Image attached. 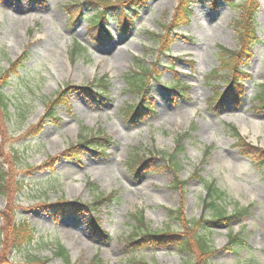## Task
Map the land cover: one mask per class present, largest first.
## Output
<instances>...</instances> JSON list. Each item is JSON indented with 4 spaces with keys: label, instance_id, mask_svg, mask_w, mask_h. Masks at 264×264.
<instances>
[{
    "label": "rangeland",
    "instance_id": "1",
    "mask_svg": "<svg viewBox=\"0 0 264 264\" xmlns=\"http://www.w3.org/2000/svg\"><path fill=\"white\" fill-rule=\"evenodd\" d=\"M179 1L148 0L122 34L123 6L107 17L110 37L97 40L85 0H0V102L7 103L0 105V264H264V109L256 99L264 90V0H255L257 42L246 64L239 61L237 98L220 63V49L239 50L237 8L192 0L189 22L174 25ZM71 3L76 8L66 9ZM20 57L16 74L4 75ZM142 65L160 76L158 83L147 76L140 95L129 78ZM102 78L105 99L83 93ZM224 90L222 103L208 107ZM140 100L152 114L130 122L125 107ZM93 135L104 144L77 145ZM169 155L176 166L167 167ZM140 160L149 162L135 173ZM208 183L223 198L203 211ZM59 202L67 211L56 209ZM245 208L227 225L211 212ZM17 223L33 232L29 245L15 242ZM146 230L185 239L203 233L210 253L148 243L137 235ZM231 234L244 245L227 246ZM58 246L66 257L55 256Z\"/></svg>",
    "mask_w": 264,
    "mask_h": 264
},
{
    "label": "trees",
    "instance_id": "2",
    "mask_svg": "<svg viewBox=\"0 0 264 264\" xmlns=\"http://www.w3.org/2000/svg\"><path fill=\"white\" fill-rule=\"evenodd\" d=\"M86 3L88 5H90L94 10V15L88 17L89 21H90V25H89V30H92L93 28L97 27L98 31L95 32V34H90L97 40H100V38L103 37H110V33L108 32V30L105 28V23H107L108 19L107 17L114 13L115 11H117L119 9V11H122L121 7H127V11H125V13H123V16L118 17V28L119 31L123 34L126 33L130 30V28L132 27V16L133 14H138L139 10H141L142 8H144L147 5L148 0H85ZM230 3V6L237 8L239 16L237 17L236 20H233L232 22V26L233 29L236 32V36L238 38V43H239V50L238 51H230V50H224V49H220V63H221V67L223 68V70L227 71L228 73L225 74V86H226V90L227 88H231V90H229V95L232 98H237V93L235 92V88L239 89L241 88V85L239 83V76L242 75V73L240 72V69L238 70V65H239V61H242V63L247 62V59L250 58V47L252 44H254L255 42H257L256 36H255V29H254V17L257 11V2H255V0H249L247 3L244 4H235L233 3V1L228 0ZM191 2L192 0H180L179 4L175 10V14L172 17V21L174 23V25L177 24H187L189 22V17L191 14ZM123 3V5H121ZM75 3H71L69 6H67L66 9H74L76 8ZM78 10H76L75 12L71 13V16L74 18L75 16H73V14H77L76 17L78 18V16L80 15L79 12H77ZM129 15H132L131 17H129ZM150 34V38L151 39H155L156 42L158 43L160 40L161 36H158L156 34ZM78 50L76 47L73 48L72 54H76ZM164 52V50H163ZM164 54V53H163ZM21 61L22 58H17L15 61H13L12 63L9 64L10 69L6 71V73H4V75H9L10 73H12L13 75L16 74V70L21 66ZM139 71L133 72V74L131 75V77L129 78V82H131V87L130 90L143 94L144 90L146 88L147 82V76H150L149 80L151 79V81H154L156 83H158V79L159 76L155 75L151 69H149L146 66H140ZM105 80L102 78L101 80H96L93 83H91V85H89V89L93 90V91H83L84 94H88L90 95L92 98L94 99H105L104 97V88H105ZM140 82V86H136V88H133L134 84H137ZM143 85V86H142ZM93 88V89H92ZM172 91H177L178 93L180 92V90H184V87L181 85H175L172 86L170 88ZM224 90L223 92L220 91H214L215 97L214 99H210L207 103L208 107H215L217 104H221L224 97L226 96V93ZM92 92V93H91ZM62 96V95H61ZM58 97H60V95H58ZM63 97V96H62ZM141 98V96H140ZM59 99V98H58ZM256 99L260 102V108L264 109V90H261L260 92L257 93ZM0 105L2 106V108L4 110H6L7 107V103H5L4 101L0 102ZM52 103H50L46 108L44 107V111L46 113H48V116L52 113ZM126 108V114H129V121L130 122H134V121H139L143 118H147L152 114V110L150 108H147L143 101L139 102V104H134L133 106H128L125 107ZM233 135L235 138H237L238 143H240L241 145H246L244 142L241 141V139H239L238 134L235 131H232ZM181 138V136H179V139ZM104 140L105 138L100 135H93L90 137H86L84 138V136L82 138H80L79 142L77 143V145H82V146H88L90 144L96 143L98 145L99 142H102V144H104ZM89 147V146H88ZM178 149H180V145L178 144L177 146ZM247 148V147H246ZM95 151V150H94ZM165 163L168 166L172 165L173 167L176 166L174 165V157L172 155L168 156V159H165ZM144 161V160H143ZM149 162L148 161H144L142 162V160L139 161L138 167L139 169H137V171L135 173H140V170L143 169L144 165H147ZM133 163H135V160H133ZM194 178H197L196 173H194L193 175ZM5 177L3 176V174H0V189H2V184L4 182ZM199 180V177L197 178ZM184 182H179V184H181V186L183 185ZM23 186L19 187L18 190L22 189ZM2 194V193H1ZM112 198L111 196L108 197ZM223 198V193L219 192L217 190V188L211 184L208 183L205 186V197L204 200L202 202V208L203 211L208 210L210 208L213 209L216 208V201H220ZM61 204H65L63 202H59L57 204V210H61V211H67V207H58ZM72 205H76V207L81 206V205H77V204H72ZM218 208V207H217ZM248 208L245 209H238L235 210L234 212H232L229 215H223L221 212H218L217 210H213L211 211L214 214L213 220H215V222H222L225 221V224H229L231 221L234 220H239L241 217L246 216L248 214ZM170 213H174V211H170ZM137 223L142 224V218L140 217V219H138ZM95 224H97L96 221H94ZM17 226H14L15 228L13 229V234H14V239L16 240L15 242L18 245H29L30 243L33 242V237L31 235V233L33 234V232L30 230V228H26L24 229V225H19L18 223L16 224ZM144 226V225H143ZM19 228V229H18ZM138 229H135V232L138 233L137 231ZM162 233V234H161ZM24 234V235H23ZM201 233H197L194 236H191L190 239H185L184 237L180 236L179 234H174L172 232L169 231H165L163 232H150V231H145V233L143 234H137L140 235V237L142 239H147L148 243H153V244H168V243H173L175 245H177V249L178 251L183 254V253H188V252H194L195 250L200 254V255H206L208 253H210V249H209V242L208 239L206 238V236ZM8 237H11V235H9ZM141 238H139L141 240ZM131 240L128 241V245H132L133 243L136 242L137 237H135V235H132ZM227 246H242L244 245L242 238L240 237V234H231L228 236L227 238ZM195 251V252H196ZM56 257L62 258V257H66L65 255V251L61 246L57 247V252L55 253ZM32 264V263H30ZM126 264H146L145 262L142 261H136L134 259L130 260V261H126Z\"/></svg>",
    "mask_w": 264,
    "mask_h": 264
},
{
    "label": "bare ground",
    "instance_id": "3",
    "mask_svg": "<svg viewBox=\"0 0 264 264\" xmlns=\"http://www.w3.org/2000/svg\"><path fill=\"white\" fill-rule=\"evenodd\" d=\"M67 233H69V232H67ZM68 235H70V236H71L73 239L76 237V236H75V234H74V233H72V232H71V233H69Z\"/></svg>",
    "mask_w": 264,
    "mask_h": 264
}]
</instances>
